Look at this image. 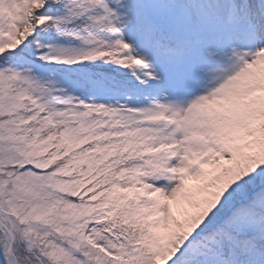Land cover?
Listing matches in <instances>:
<instances>
[{
    "label": "snow or ice",
    "instance_id": "6c2138e0",
    "mask_svg": "<svg viewBox=\"0 0 264 264\" xmlns=\"http://www.w3.org/2000/svg\"><path fill=\"white\" fill-rule=\"evenodd\" d=\"M0 264H264V0H0Z\"/></svg>",
    "mask_w": 264,
    "mask_h": 264
}]
</instances>
